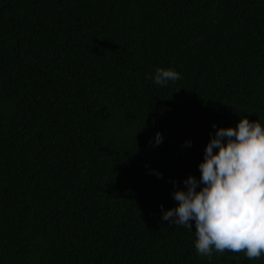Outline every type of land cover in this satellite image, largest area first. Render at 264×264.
<instances>
[{
  "label": "trees",
  "instance_id": "trees-1",
  "mask_svg": "<svg viewBox=\"0 0 264 264\" xmlns=\"http://www.w3.org/2000/svg\"><path fill=\"white\" fill-rule=\"evenodd\" d=\"M241 115L264 125V0H0V264H264L161 219Z\"/></svg>",
  "mask_w": 264,
  "mask_h": 264
},
{
  "label": "clouds",
  "instance_id": "clouds-1",
  "mask_svg": "<svg viewBox=\"0 0 264 264\" xmlns=\"http://www.w3.org/2000/svg\"><path fill=\"white\" fill-rule=\"evenodd\" d=\"M155 85L182 79L173 67L157 66L147 74ZM198 163L200 177L174 187V207L163 209V221L192 231L195 251L211 260L213 253H243L249 259L264 254V125L241 115L235 127L216 126ZM157 132L154 143H162ZM190 144L189 142H186ZM159 178L162 174L153 170ZM176 184V181H173Z\"/></svg>",
  "mask_w": 264,
  "mask_h": 264
}]
</instances>
